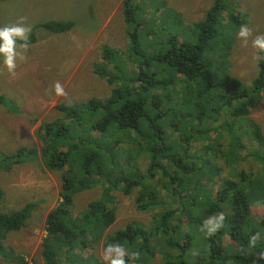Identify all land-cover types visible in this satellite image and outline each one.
I'll list each match as a JSON object with an SVG mask.
<instances>
[{
    "label": "trees",
    "instance_id": "trees-1",
    "mask_svg": "<svg viewBox=\"0 0 264 264\" xmlns=\"http://www.w3.org/2000/svg\"><path fill=\"white\" fill-rule=\"evenodd\" d=\"M122 5L136 47L140 37L152 34L158 20L163 23L172 15L164 0H155L150 17L135 0H124ZM223 10V0H214L204 18L193 25L189 39L171 35L157 53L138 51L145 58L131 82L114 89L109 99L89 100V128L68 103L57 108L71 120L69 124L42 123L40 132L47 139L40 159L45 168L61 171L62 176L61 200L46 219L42 253L47 264H66L63 258L70 261L80 244L86 247L87 240L96 243L102 238L116 219L115 207L107 204L114 200L116 189L126 195L137 191L138 209L155 212L149 229L130 223L106 238V246L120 244L128 252L140 253L138 260L126 257L128 264H149L162 242L174 249L167 254L168 264H264V133L250 117L264 92V52L259 55L258 76L246 88L230 73L226 59L217 62L208 57L212 43L225 29ZM247 19L244 15L232 17L241 25ZM75 26V20L55 18L36 25L55 34ZM37 40L31 34L27 43ZM94 70L112 84L114 77L105 67L98 63ZM0 104L6 105L1 94ZM71 127L74 132L66 134ZM213 130L226 134L230 141L227 150L221 136L210 138ZM207 140H211L209 147ZM248 146L256 149L248 151ZM218 147L230 166V175L220 178H216L219 162L210 155ZM240 148L247 150L246 156L261 160L263 170L252 174L238 169L241 158H246L237 154ZM0 154V167L9 170L11 159L20 163L37 157L34 148L24 146L12 155ZM143 157L148 159L144 170L139 163ZM97 184L104 185L102 197L76 212L75 194ZM4 195L0 185V230H19L35 203L6 213L2 210ZM255 209L260 210L259 216ZM220 213L225 216L223 227L207 236V228L201 231L204 221ZM227 235L230 242L226 244ZM253 236L257 237L254 245L250 243ZM56 240L64 249L61 258L55 251ZM15 259L24 264L21 256Z\"/></svg>",
    "mask_w": 264,
    "mask_h": 264
},
{
    "label": "rangeland",
    "instance_id": "rangeland-1",
    "mask_svg": "<svg viewBox=\"0 0 264 264\" xmlns=\"http://www.w3.org/2000/svg\"><path fill=\"white\" fill-rule=\"evenodd\" d=\"M164 1L170 8L167 13L172 15L169 19L165 17L163 23L158 20V23L151 27V35L140 37L138 47L128 34L130 26L124 19L122 5L124 0H4L0 2L1 27L16 23L20 17H26V26H31L29 35L35 34L39 39L36 43L28 44L26 51L19 47L20 43H17V51L23 53L26 60L22 62L17 57L14 77L7 72L3 64V55L0 54V94L3 95L8 106L0 104V153L12 155L23 146L37 151V157L29 161L18 163L14 159L9 160L13 163L10 170L0 167V185L5 191L2 210L11 213L29 202L35 203L30 218L21 229L0 230V242L5 250V253L0 254V264H19L20 261L15 259L16 256L24 258V264H47L42 253L43 241L47 236L46 219L61 200L62 176L61 171L45 168L40 159L45 146L44 140L47 139V136L40 132L42 123L60 121L65 125L69 124L71 120L66 119L65 113L57 108L59 104L68 103L74 105L85 128H89V100L109 99L114 89L127 85L128 81L131 82V77L136 75L140 60L145 58V55L138 51L150 53L155 50L154 53H157L161 46L167 45V39L171 35H176L179 40L189 39L193 25L204 18L214 2V0ZM223 2L222 18L225 29L212 43L208 57L217 62L226 59L230 73L239 78L245 88L250 87L259 73L260 51L252 47V40L255 36L264 34V0H223ZM135 3H140L144 7L141 11L148 17L151 16L155 0H135ZM239 15L248 18L244 25L252 30L247 47L243 46V41L238 38L241 23L232 21L233 16ZM50 18L75 20L76 26L62 34L36 27L39 21ZM104 49H106L105 55ZM98 63L114 77L112 84L107 82L108 77L96 74L94 66ZM6 76L13 78L11 84ZM57 81L64 87L66 96L55 95L54 85ZM50 88L51 92H49ZM251 109L250 117L260 124L264 133V92L260 103ZM72 128L70 133H65L72 134L74 132ZM55 129L57 130L58 127L56 126ZM217 136H221L223 148L227 150L230 141L226 139V134L218 130L210 132L212 140H216ZM209 142L211 140H207V147ZM247 148L248 151L256 149H252L251 146ZM237 154L241 157L246 156L247 150L240 148ZM210 155L219 162L220 171L216 178L229 176L230 166L227 165L220 148L211 150ZM6 162L4 158V163ZM139 163L144 170L148 159L143 157ZM242 168L249 173L258 174L263 170V163L254 155H248L246 158H241L238 169ZM103 192V184L77 192L74 196L75 211H83L82 208L87 207L91 201L102 197ZM113 194L114 200L107 204L116 209L114 223L106 229L98 242L89 243L87 240L86 247L80 244L76 247V251L71 253L70 261L65 260L64 257L63 262L104 264L101 254L109 235L130 223L140 224L146 229L151 227L155 212L138 209L137 191L126 195L120 189H116ZM255 212L256 215H260L259 209H255ZM229 242L230 238L227 235L225 243ZM55 245H58L55 251L61 258L60 252L64 249L58 240L55 241ZM157 250L159 252L149 264H168L171 259L167 254L173 253L174 249L162 242L160 246L157 245ZM126 251L128 252V249Z\"/></svg>",
    "mask_w": 264,
    "mask_h": 264
},
{
    "label": "clouds",
    "instance_id": "clouds-1",
    "mask_svg": "<svg viewBox=\"0 0 264 264\" xmlns=\"http://www.w3.org/2000/svg\"><path fill=\"white\" fill-rule=\"evenodd\" d=\"M26 17H20L19 20L10 25H5L0 27V54L3 55V64L7 69V72L13 77L16 75L17 68V57L20 61H25L26 57L23 53L17 51V41H23L24 43L20 44L19 47L25 51L28 48V36L31 32V26H26ZM252 35V30L247 27V25H241L238 38L243 41V46L247 47L248 38ZM252 47L258 49L260 52H264V34L255 36L252 40ZM256 58V57H254ZM54 91L56 96H66L67 93L64 90L62 84L57 81L54 85ZM51 92V88L49 89ZM225 216L223 213H220L218 216H213L204 221L201 231H205L207 228L206 235L211 236L215 234L220 228L223 227V222ZM215 221V223H213ZM211 225V227H209ZM256 236L251 238L250 243H256ZM113 253L115 256L113 257ZM128 257L131 260H138L140 258V253L137 252H127L126 249L120 244H108L102 254L101 259L104 264H128Z\"/></svg>",
    "mask_w": 264,
    "mask_h": 264
},
{
    "label": "crops",
    "instance_id": "crops-1",
    "mask_svg": "<svg viewBox=\"0 0 264 264\" xmlns=\"http://www.w3.org/2000/svg\"><path fill=\"white\" fill-rule=\"evenodd\" d=\"M39 41V39L37 40V42ZM36 43V42H35ZM27 69V68H26ZM8 81H9V83L11 84L12 82H13V78L11 77V76H6L5 77ZM6 107H8V106H6Z\"/></svg>",
    "mask_w": 264,
    "mask_h": 264
},
{
    "label": "bare ground",
    "instance_id": "bare-ground-1",
    "mask_svg": "<svg viewBox=\"0 0 264 264\" xmlns=\"http://www.w3.org/2000/svg\"><path fill=\"white\" fill-rule=\"evenodd\" d=\"M34 145V144H33Z\"/></svg>",
    "mask_w": 264,
    "mask_h": 264
}]
</instances>
